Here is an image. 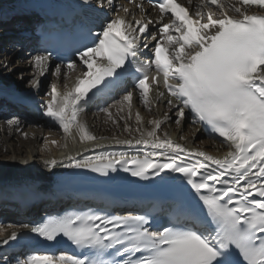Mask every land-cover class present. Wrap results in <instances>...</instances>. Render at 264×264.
Listing matches in <instances>:
<instances>
[{
    "label": "snow or ice",
    "instance_id": "obj_1",
    "mask_svg": "<svg viewBox=\"0 0 264 264\" xmlns=\"http://www.w3.org/2000/svg\"><path fill=\"white\" fill-rule=\"evenodd\" d=\"M128 2L133 6L122 5L113 17H105L100 31L87 30L85 42L75 49L78 61L52 69L47 50L32 56L34 73L29 80L38 90L46 73L56 78L40 109L65 138L76 129L80 142H85L106 137L88 129L80 118L81 104L111 90L113 81L126 72L132 75V90L123 87L119 100L100 108L106 123L119 129L123 121L121 130L129 138L113 135L111 143L126 149L82 159L71 154L59 161L48 157L42 163L49 169L60 164L105 176L119 168L142 180L178 174L173 179L183 181L196 202L183 221L171 226L153 224L148 215L93 209L48 215L33 223L0 227V247L25 240L50 247L66 240L74 246L71 252L32 248L15 264H264V0H146L147 7L145 0ZM100 3L109 10L114 7L113 0ZM149 9L156 12L154 18ZM141 46L150 51L143 52ZM138 54L150 58L137 63ZM77 68L74 84L65 83L59 91L56 81L61 75L67 81ZM153 90L155 98L150 95ZM165 97L167 111L162 116L145 121L136 111V126L128 122L134 98L151 112ZM189 113L193 124L227 148L222 156L189 148L164 130L173 121L182 125ZM3 125L28 136L16 116ZM43 140L45 145L67 146L48 136ZM4 181L0 174V188ZM0 264H10L7 256L0 254Z\"/></svg>",
    "mask_w": 264,
    "mask_h": 264
},
{
    "label": "bare ground",
    "instance_id": "obj_2",
    "mask_svg": "<svg viewBox=\"0 0 264 264\" xmlns=\"http://www.w3.org/2000/svg\"><path fill=\"white\" fill-rule=\"evenodd\" d=\"M20 0H0V4L3 5V8L0 9V64L3 61H9L7 69L4 67H0V82L5 83L7 89L11 92V95L2 98V104L6 100L12 102H29L35 104L40 109V105L49 98L48 91L50 90V84L54 80L50 73H46L44 77L41 78L40 88L33 89L29 84V80L32 78L34 69L30 66V61L32 56L26 57L22 59V63L18 62L16 56L20 53L19 46L15 43L19 42V37L17 35H21V29L15 30L14 17L10 20V13H20ZM74 5L83 6L87 3H90V6L97 7L98 9L107 12L109 18L113 17L116 12L120 9L122 5H127L128 7H132L133 5L130 3H124L122 1L113 0L114 7L112 10H109L106 6H102L100 0H69ZM106 5V0H105ZM153 18L155 15L152 12H149ZM122 15V13H121ZM137 16H139V12L137 11ZM5 21V22H1ZM13 23V25H12ZM11 25V28H4L3 26ZM11 32V33H10ZM7 33H10L8 35ZM7 39V40H6ZM12 41V45L11 42ZM8 43L10 45V49L6 52L7 47L1 50L3 44ZM15 59V61H13ZM13 61V62H12ZM78 61V60H74ZM54 69V67H51ZM13 70V71H10ZM22 70L19 73L21 76L20 81H14V73L16 71ZM80 69L77 68L74 72H69V79L65 81L63 75L59 78L57 82L59 91H64V84L68 83L71 87L76 79V76L79 74ZM24 72V73H23ZM24 82H26L24 86ZM0 83V84H1ZM128 90H132L129 88ZM163 90V87H161ZM15 93V95H13ZM123 95V91L118 94L116 99L110 100L107 104L100 99V97L96 95H92L90 99H88L87 103H90L91 107H86L87 103L81 104L83 108V112L80 114V118L86 121L88 129L97 137H106L105 140L96 141H85L80 142L79 136L77 135V130L72 129L71 136L65 138V134L59 128V126L54 123L49 117L43 115V118L39 120L29 119L28 115L24 112L14 113L18 107H14L11 113L4 112L2 115L0 114V174L5 177L4 184L6 186H14L18 188L20 194L19 195H27L29 190L28 188H23L17 186L24 179L31 178L33 176H37L43 183L49 185L57 180L66 179L71 176L76 168H68L64 167L60 164H57L53 168L49 169L44 167L42 160L48 157H55L58 161L63 159L66 155L71 154L73 156H77V158L82 159L84 156H92L94 154H98L100 151H122L126 149V146L115 145L111 143L113 135L118 136L121 139L129 138L127 133L122 132L123 121H119L120 128H115L111 122H105L107 117L105 114L100 112L101 107H107L111 105L114 100H119ZM150 95L155 98V90L150 93ZM166 98H162L161 102L158 103L151 112L143 107L140 102L134 98V105L132 109V118L128 121L133 127H135V113L139 111L141 116L146 121L152 117H160L162 114L167 111ZM96 109L98 113H95L94 116H90L89 111ZM41 110V109H40ZM42 112V110H41ZM113 115H116V109H112ZM43 113V112H42ZM127 115V110L123 113ZM171 115H175V113H171ZM12 116H16L21 120L22 131L28 133L27 138H25L20 133H16L15 131L9 132L6 125H3V121L11 118ZM47 126L50 129H42L41 127ZM164 130H166L169 136L177 140L180 143L185 144L189 148H200L212 155L222 156L225 151H227L226 147L221 146L219 139L213 140L210 138H204L201 131L198 128V124H193L191 122V116L188 115L186 120L182 125H176L174 121L170 124L164 125ZM195 133V135H193ZM183 135L186 139L183 141L179 140V137ZM44 136H48L49 139H55L60 141L61 144H66V147H56L52 145H45L43 140ZM75 137V139H73ZM93 143H99L105 145L102 149H93ZM90 149L85 152L84 149ZM6 150V151H5ZM79 154V155H78ZM26 222L12 221L8 224H4L1 227H7L9 224L19 226L21 224H25Z\"/></svg>",
    "mask_w": 264,
    "mask_h": 264
},
{
    "label": "rangeland",
    "instance_id": "obj_3",
    "mask_svg": "<svg viewBox=\"0 0 264 264\" xmlns=\"http://www.w3.org/2000/svg\"><path fill=\"white\" fill-rule=\"evenodd\" d=\"M7 44L8 43H6V44H3L2 45V48H6L7 47ZM17 59V58H16ZM18 60H19V62H21V60H22V58H21V56H18ZM13 61H15V59L13 60ZM12 61V62H13ZM9 64H11V63H9ZM7 69V68H6ZM10 71H13V70H10ZM22 72V70H20V71H16L15 73H14V81H16V82H18L21 78H18V76H19V73H21ZM17 78L19 79V80H17ZM26 82H24V86L26 85L25 84ZM92 112H94V111H92ZM90 114V116H94V114L93 113H89ZM42 129H50L49 127H47V126H43V127H41Z\"/></svg>",
    "mask_w": 264,
    "mask_h": 264
}]
</instances>
